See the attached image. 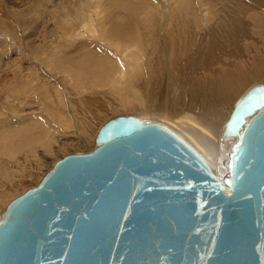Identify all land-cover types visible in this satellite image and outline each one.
I'll use <instances>...</instances> for the list:
<instances>
[{
  "label": "bare ground",
  "instance_id": "1",
  "mask_svg": "<svg viewBox=\"0 0 264 264\" xmlns=\"http://www.w3.org/2000/svg\"><path fill=\"white\" fill-rule=\"evenodd\" d=\"M25 1L15 0L10 10L0 7L7 18L0 23L21 46L14 51L4 40L0 52L27 59L25 66L14 62L20 67L11 77L4 75L10 90L0 88V116L26 115L12 124L0 122V153L15 159L13 165L0 161V199L24 177H39L37 167L29 171L26 162L46 161L58 140L66 136L61 145H70L80 131L77 140L87 143L92 121L113 106L106 104L110 96L118 107L138 112L134 116L173 128L219 171L229 147L222 130L233 108L247 85L264 84V0H53L50 21H59L49 30L56 36L50 40L46 33L33 42L32 58L21 43L28 45L24 40L34 41L39 32L32 33L30 0ZM40 1L32 0L36 9ZM9 59L3 67L12 64Z\"/></svg>",
  "mask_w": 264,
  "mask_h": 264
},
{
  "label": "water",
  "instance_id": "2",
  "mask_svg": "<svg viewBox=\"0 0 264 264\" xmlns=\"http://www.w3.org/2000/svg\"><path fill=\"white\" fill-rule=\"evenodd\" d=\"M219 171L166 124L118 116L0 217V264H264V84L233 108Z\"/></svg>",
  "mask_w": 264,
  "mask_h": 264
},
{
  "label": "rangeland",
  "instance_id": "3",
  "mask_svg": "<svg viewBox=\"0 0 264 264\" xmlns=\"http://www.w3.org/2000/svg\"><path fill=\"white\" fill-rule=\"evenodd\" d=\"M5 1V2H4ZM0 0V7L2 8V9H4L6 6V8H5V10L6 9H8V10H10V6H12L13 5V3H14V1L12 0ZM9 1V2H8ZM11 1V2H10ZM19 2L21 1V0H18ZM22 1H25V0H22ZM27 1V0H26ZM25 1V2H26ZM29 1V0H28ZM27 1V2H28ZM40 1V0H39ZM43 2V4L45 5V6H47V7H45V6H43V4H41L42 2ZM40 1V3H39V5L40 6H36L37 7V9L35 8V5H34V3L32 2V0H30L29 2H28V5H29V8L32 10V8L34 9V10H32V12H31V10H29V8L27 9V11H28V16H26V17H28L27 19L30 21V27L32 28V29H34L35 28V30H32V33L34 32V33H37V32H39V34L37 35V37H33V38H31L32 40H34V41H27V40H24L25 41V43L27 42V43H29L28 45H26L25 46V44L22 42L21 43V45H22V47H23V49L25 48V47H29V46H31V44L33 43V44H35V43H37L38 41L40 42V40H42L41 38H43L42 36L44 35V34H46L47 33V37H49V36H51V37H49L48 39H53V38H55V36L56 35H54L53 36V34H52V32L50 33V30L49 29H51V28H53L54 26H53V24L55 23V22H58L59 20L58 19H55V21L53 20L52 22L50 21V19L52 20V19H54L55 17H54V15L55 14H53V13H51L50 12V9H51V7L53 8V6H54V1L53 0H41ZM51 1L53 2V3H51ZM71 0H69V2H70ZM133 1H135V0H133ZM137 1V0H136ZM228 0H224V2H227ZM2 2H4L3 4H2ZM24 2V3H25ZM69 2H66L65 3V5L64 6H66V5H68V4H70ZM12 3V4H11ZM21 3V2H20ZM48 3V4H47ZM8 4V5H7ZM32 4L34 5V6H32ZM6 5V6H5ZM27 4H26V6H28ZM41 6H43V8L41 7ZM68 6H70V5H68ZM4 7V8H3ZM41 7V8H40ZM0 8V9H1ZM40 8V9H39ZM44 8H46V10L44 9ZM50 8V9H49ZM23 9V8H22ZM22 9H19V8H16V10L17 11H22ZM42 9V10H41ZM39 10H41V11H39ZM43 10H45V14H44V16H43V18L41 19V17L42 16H39V12L41 13ZM48 10V11H47ZM27 11L25 12V13H27ZM29 11H30V13H33L34 11H35V13H33V14H29ZM37 11V12H36ZM1 13H3L2 11H0ZM48 12V13H47ZM57 13V12H56ZM59 13V12H58ZM37 14V15H36ZM51 15V16H50ZM12 16V15H11ZM14 16V15H13ZM33 16V17H32ZM35 16L37 17V18H35ZM39 16V17H38ZM48 16V17H47ZM1 17V16H0ZM16 17V16H15ZM31 17V18H30ZM52 17V18H51ZM30 18V19H29ZM35 18V20H33ZM45 18L47 19L46 21H45ZM1 19H3V20H6L7 18H6V16H3V17H1ZM37 19V20H36ZM44 19V20H43ZM28 20H26L27 22H29ZM32 20V21H31ZM57 20V21H56ZM2 20H0V22H1ZM34 22H35V24H34ZM33 25H32V24ZM44 23V24H43ZM46 23V24H45ZM45 25V26H48V28L47 27H42V25ZM40 26V27H39ZM61 25L59 24V27H60ZM0 44H1V42L3 43L4 42V40H5V42L4 43H11V45H12V50H14V51H18V49L20 50V47L18 46V42L17 41H15V37H12L11 38V34L10 33H7L6 32V28L4 27V24H2V23H0ZM4 28V29H3ZM38 28V29H37ZM41 28V29H40ZM2 29V30H1ZM18 29H19V27H18ZM46 29V30H45ZM47 31V32H46ZM49 31V32H48ZM44 32V33H43ZM5 33V34H4ZM247 34L249 35V34H251L250 36H253V34L251 33V29H250V31H248L247 32ZM39 35H40V37H39ZM49 35V36H48ZM5 36H7L6 38H4ZM3 38V39H2ZM36 38H38V39H36ZM3 40V41H2ZM8 40V41H7ZM13 41V42H12ZM31 42V43H30ZM38 42V43H39ZM17 43V44H16ZM15 45L17 46V47H15ZM19 47V48H18ZM27 48H25L24 50L27 52L26 53V55H27V57H28V55H29V57L28 58H32V54L30 53V47L28 48L29 49V51H27L28 49ZM17 49V50H16ZM4 50V49H3ZM4 52V53H3ZM1 54H3V57H5V59L2 57V55ZM4 54H6V56L4 55ZM10 54H7V53H5V51H2V52H0V67H2V68H0V88L1 87H4V88H1V91H2V89H5V87H6V89H5V91H9L10 89H7V86H9V85H11V86H9V87H12L13 85L12 84H7L6 85V83L2 80V79H4V80H7V78L5 79V77L6 76H10V74L9 73H11V76H12V73L14 74V70L15 69H19V67L20 66H18V67H15V66H13V64H14V62H16V63H18V64H20V63H22V65L23 66H25L26 64H27V59L26 58H23L22 56H20V55H18L16 52H14L13 54H12V56L10 55ZM30 55H32V56H30ZM6 57H7V59H6ZM13 58L14 59V61H11V63L12 64H10L9 63V65L6 67H3L2 65H5V63L4 62H8L10 59L9 58ZM201 58H203V57H201ZM9 59V60H8ZM37 60H39V57L38 58H36ZM3 60V61H2ZM5 60H7V61H5ZM2 61V62H1ZM4 63V64H3ZM44 67H45V64L43 65ZM5 69V70H4ZM12 69V70H11ZM6 71V72H5ZM9 71V72H8ZM8 74V75H7ZM4 75H5V77H4ZM10 76V77H11ZM60 78V76H56L54 79H51L52 80V83H55L58 79ZM12 79H13V77H12ZM5 83V84H4ZM1 84H3V85H1ZM5 85V86H4ZM21 85H24V84H21ZM62 86H64L63 84H61ZM252 86H254V85H252ZM251 86V84H249V85H247L245 88H248V87H252ZM8 87V88H9ZM245 88H244V90H245ZM5 91H2V92H5ZM65 91L67 92V94H69V90L66 88L65 89ZM77 91V90H76ZM2 92H0L1 94L0 95H2L3 96V94H2ZM78 92V91H77ZM241 93H243V91L241 92ZM241 93L237 96V97H239L240 95H241ZM70 94H69V98H70ZM110 96V95H109ZM75 98L77 97V96H74ZM114 97H108V99H105L106 100V104H107V106H111V105H113V106H111V108H108L109 110H105V112L104 111H102V115H100L99 117H96L92 122L94 123L93 125H91V126H89L90 127V132L88 131V133L86 134V136H85V138H88V142L87 143H81L80 142V138H79V140H77V136L79 135V134H81V132L80 131H77V133H79V134H77L76 136H74L73 138L74 139H76V140H74L73 141V143L72 144H68V145H61V143H64L63 141L65 140V142H66V139H67V137L65 136V139L63 140V141H61V140H58V142H59V144L61 145H59V144H56V147L58 148V149H56V147H54V149H56L55 151H53V152H51V153H49L48 151V155L46 156V161H42L38 166L35 164L36 163V161H35V163H31L29 160L26 162V166L28 165L29 167H31V168H28L29 169V171H34L35 169H36V167H37V169H36V171L38 172V176L41 178H43V176H44V174H46L49 170H50V168H52L53 166H54V164L56 163V161H58L60 158H63L64 156H66V155H68V154H72V153H83V152H85V153H87V152H91L94 148H95V142H94V138H95V135H96V133H97V131L98 130H100V128L107 122V121H109L110 119H113V118H116V117H118V116H128L129 114L130 115H133V114H135L136 115V113H138V112H136V111H131V109L129 110L128 108L126 109V107H122V106H119L118 107V105H117V100H114L113 99ZM77 99H78V97H77ZM237 99V98H236ZM14 100H16V99H14ZM30 100H32V98H30ZM115 101V102H114ZM1 102V101H0ZM110 102V103H109ZM112 107H114V108H112ZM117 107V108H116ZM86 109V108H85ZM2 110V109H1ZM9 111V110H8ZM10 112L12 113V112H14L13 111V109H10ZM8 115V116H7ZM3 114L2 116H0V122H4V123H6V124H12L13 122L15 123L16 122V120H19L20 118H22V117H26V115H19L18 113H16L15 115H12V116H10L9 115V113L8 114ZM3 117V118H2ZM66 131V130H65ZM84 131V130H83ZM67 132V131H66ZM69 139V138H68ZM68 143V142H67ZM75 143H77V144H75ZM92 144V145H91ZM72 145V146H71ZM55 146V145H54ZM92 148V149H91ZM39 149H42V148H39ZM57 150H59V151H57ZM46 152V153H47ZM69 152V153H68ZM58 153V154H57ZM62 153V154H61ZM203 154V153H202ZM60 156H62V157H60ZM4 158V159H3ZM55 159V160H54ZM2 160H5V161H7L8 160V162L9 163H11L12 165L13 164H15V159H6L3 155H1V153H0V161H2ZM14 161V162H13ZM44 162V163H43ZM41 165V166H40ZM33 166L35 167V168H33ZM215 170V169H214ZM24 171V170H23ZM35 171V172H36ZM217 171V170H216ZM36 172V173H37ZM20 173H22V172H20ZM42 173V174H41ZM26 174H28V173H24V175L26 176ZM41 175V176H40ZM39 177H37V176H35V177H32L33 178V181H32V179H26L25 177H24V180H27V181H24V180H22L21 181V183H22V185H21V183H20V185H19V183L16 185V188L14 187L13 189H10V191L8 192V194L5 196V197H2V199H0V209L1 208H3L2 210H0V214H1V212L4 210L5 211V209H6V207L8 206L7 204H9L14 198H16L17 196H19L20 194H22V193H24L25 192V190H28L29 188H32V187H34V186H36V185H38L39 184V180H40V178ZM16 178H19V176L18 177H16ZM34 179H35V181H34ZM0 181L2 182V179L0 178ZM31 181H32V183H31ZM41 181V180H40ZM34 182V183H33ZM3 183V182H2ZM1 183V184H2ZM24 183V184H23ZM29 183V184H28ZM19 185V186H18ZM2 189V187H1V185H0V190ZM20 189V190H19ZM19 193V194H18ZM9 196V197H8ZM3 211V212H4ZM2 212V213H3Z\"/></svg>",
  "mask_w": 264,
  "mask_h": 264
}]
</instances>
